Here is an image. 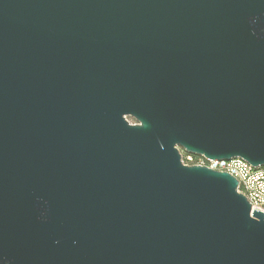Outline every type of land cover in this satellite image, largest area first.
<instances>
[{"label": "water", "instance_id": "obj_1", "mask_svg": "<svg viewBox=\"0 0 264 264\" xmlns=\"http://www.w3.org/2000/svg\"><path fill=\"white\" fill-rule=\"evenodd\" d=\"M179 148L264 167V0H0V264H264Z\"/></svg>", "mask_w": 264, "mask_h": 264}, {"label": "built area", "instance_id": "obj_2", "mask_svg": "<svg viewBox=\"0 0 264 264\" xmlns=\"http://www.w3.org/2000/svg\"><path fill=\"white\" fill-rule=\"evenodd\" d=\"M193 154L184 156L182 162L187 164L193 161ZM186 162V163H185ZM193 164V163H190ZM194 164L204 165L210 169L227 172L238 181L237 191L243 194L251 207L264 212V167H254L242 158L205 159L198 156Z\"/></svg>", "mask_w": 264, "mask_h": 264}, {"label": "rangeland", "instance_id": "obj_3", "mask_svg": "<svg viewBox=\"0 0 264 264\" xmlns=\"http://www.w3.org/2000/svg\"><path fill=\"white\" fill-rule=\"evenodd\" d=\"M127 119L129 120V122H131V123H135V120H134L133 118H131V117H127ZM179 151H180V153H181V159H183V160H184V156H186L187 154H189V153L184 152L181 148H179ZM191 155H192V154H191ZM192 157H193V161L190 162V163H193V164H194V162L197 161L198 156H197V155H194V156H192ZM185 163H186V162H185ZM190 163H188V165H192V164H190Z\"/></svg>", "mask_w": 264, "mask_h": 264}]
</instances>
